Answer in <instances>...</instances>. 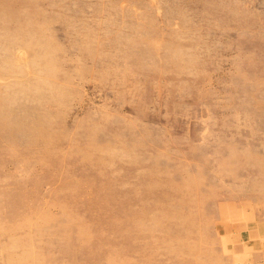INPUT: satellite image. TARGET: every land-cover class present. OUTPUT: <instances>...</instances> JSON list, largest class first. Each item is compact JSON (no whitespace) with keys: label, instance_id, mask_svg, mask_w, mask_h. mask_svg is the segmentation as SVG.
I'll return each instance as SVG.
<instances>
[{"label":"rangeland","instance_id":"obj_1","mask_svg":"<svg viewBox=\"0 0 264 264\" xmlns=\"http://www.w3.org/2000/svg\"><path fill=\"white\" fill-rule=\"evenodd\" d=\"M0 264H264V0H0Z\"/></svg>","mask_w":264,"mask_h":264}]
</instances>
